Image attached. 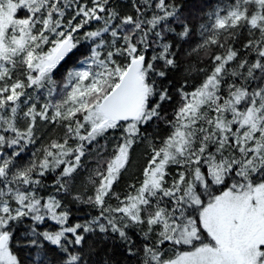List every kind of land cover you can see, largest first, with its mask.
<instances>
[{"label":"snow or ice","instance_id":"obj_1","mask_svg":"<svg viewBox=\"0 0 264 264\" xmlns=\"http://www.w3.org/2000/svg\"><path fill=\"white\" fill-rule=\"evenodd\" d=\"M0 264H264V0H0Z\"/></svg>","mask_w":264,"mask_h":264}]
</instances>
